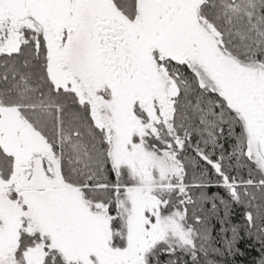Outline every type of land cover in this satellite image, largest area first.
Masks as SVG:
<instances>
[{"label":"snow or ice","instance_id":"obj_1","mask_svg":"<svg viewBox=\"0 0 264 264\" xmlns=\"http://www.w3.org/2000/svg\"><path fill=\"white\" fill-rule=\"evenodd\" d=\"M245 237L264 264V0H0V264Z\"/></svg>","mask_w":264,"mask_h":264},{"label":"trees","instance_id":"obj_2","mask_svg":"<svg viewBox=\"0 0 264 264\" xmlns=\"http://www.w3.org/2000/svg\"><path fill=\"white\" fill-rule=\"evenodd\" d=\"M211 191L214 192L216 191V189H212ZM209 194H211V192ZM233 222L235 223L240 222L239 209H237V215L233 217ZM213 235H217L216 230H214ZM253 243H254L253 241L245 237L238 245L242 254H237L235 256L227 257L222 261V264H254V260L258 257L259 244L256 243L255 247H252L251 245ZM213 258L221 259L219 257H213Z\"/></svg>","mask_w":264,"mask_h":264}]
</instances>
